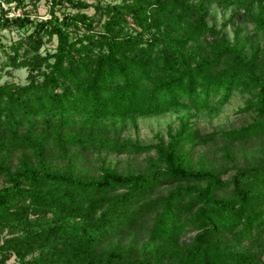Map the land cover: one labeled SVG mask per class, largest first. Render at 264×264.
Segmentation results:
<instances>
[{
  "label": "trees",
  "instance_id": "1",
  "mask_svg": "<svg viewBox=\"0 0 264 264\" xmlns=\"http://www.w3.org/2000/svg\"><path fill=\"white\" fill-rule=\"evenodd\" d=\"M5 1L14 5H0L2 65L24 67L27 75L24 83H0V153L23 150L36 159L15 169L0 162V250L6 252L0 264L9 253L17 257L12 264H264L232 246L256 244L264 231V166L240 167L223 179L210 167L187 166L181 149L215 135L229 142L264 135L257 50L245 53L237 32L230 41L205 19L212 1L256 3L262 17L264 0H120L96 4L98 20L56 14L61 6L83 5L78 0H46L49 16L36 21L8 10L39 0ZM250 17L264 36V22ZM26 25L27 34L2 43L3 30ZM52 37L53 51L40 53ZM187 42L203 44V53L186 54L181 44ZM251 92L238 111L254 119L237 129L199 135L180 119L166 144L145 145L81 130L178 105L218 113L234 93ZM36 116L49 130H19ZM74 123L80 127L61 132ZM48 146L153 150L161 163L145 172L101 167L96 176H82L51 167ZM162 186L168 189L155 193ZM223 190L229 197L217 194ZM138 229L145 231L142 251L133 238L124 249L114 244L97 252L109 237Z\"/></svg>",
  "mask_w": 264,
  "mask_h": 264
},
{
  "label": "rangeland",
  "instance_id": "2",
  "mask_svg": "<svg viewBox=\"0 0 264 264\" xmlns=\"http://www.w3.org/2000/svg\"><path fill=\"white\" fill-rule=\"evenodd\" d=\"M78 1L83 5L61 6L56 10V14L60 15V12L64 10L74 13L83 12L98 20L100 17L103 18V16L97 11L96 4L116 3L120 0ZM0 5L6 8L13 6L14 3L0 0ZM258 8L256 3H246L244 5L231 3L224 7L212 1L207 4L205 19L209 26H213L216 30H219L230 41L234 33L237 32L244 42V52L248 54L251 50L256 49L258 57H260V67L264 68V36L260 30L255 29V22L250 17L252 15L254 18L257 17L264 22V14H262V17L257 15ZM260 8L264 11V2ZM17 14L28 15L33 21L46 18L49 16L48 3L46 0H39L33 5L26 3L23 7L8 10L9 16ZM31 28L30 25H26L20 29L3 30L2 43L8 46L12 40L27 34ZM128 28H132V25L129 24ZM54 46L55 38L52 37L51 40L43 43L39 52L53 51ZM181 47L186 54L191 55L197 52L202 54L204 51L203 44L201 43L187 42L181 44ZM3 60L4 55L0 53V83L11 81L24 83L26 81L27 70L24 67L12 68L2 65ZM252 99V92L245 94L234 93L218 113L178 105L158 115L136 117L134 119L129 118L124 121L116 120L112 122V126H109L111 123L108 120H102L96 124L93 123L94 125L92 126H83L81 130L84 133L106 134L111 138L116 137L120 140H127L131 143L142 145L166 144L170 139V135L178 129L180 119L187 122L189 130L197 132L199 135L237 129L240 126L251 123L254 119V114L251 112H239L238 108ZM44 119L42 116H36L32 118L34 122L23 123L22 126H19V130H27L32 135L47 131L50 126L43 123ZM79 127L77 123L70 124L62 129L61 132L66 133ZM217 137V135L209 137V141L205 144H182L181 149L185 152L187 158L186 165L191 168L210 167L223 179L230 177L240 167L264 166V135L243 140L242 142H229ZM46 154L48 163L58 171L70 170L77 175L92 177L100 172L101 167H110L121 173L145 172L152 168L153 163H161L153 150L129 154L118 153L108 149L65 146V150H62L58 146H48ZM24 159L34 163L36 158L31 155L29 157V154L23 150L3 151L0 153V162L10 169L18 167ZM2 181L3 178L0 176V183ZM167 189V186H162L155 193H164ZM217 194L229 197V193L224 190ZM133 238L137 241L136 251H142L145 241L144 229H138L136 233L113 235L97 247V252L101 253L114 244L124 249ZM232 246L249 252L256 259L264 262V231L256 244L233 243ZM5 254L6 252L0 250V258H3ZM12 263H17V257L13 253H9L4 264Z\"/></svg>",
  "mask_w": 264,
  "mask_h": 264
}]
</instances>
